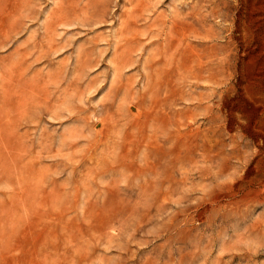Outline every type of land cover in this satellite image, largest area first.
Returning <instances> with one entry per match:
<instances>
[{
	"label": "rangeland",
	"instance_id": "rangeland-1",
	"mask_svg": "<svg viewBox=\"0 0 264 264\" xmlns=\"http://www.w3.org/2000/svg\"><path fill=\"white\" fill-rule=\"evenodd\" d=\"M251 4L0 0V264H264Z\"/></svg>",
	"mask_w": 264,
	"mask_h": 264
},
{
	"label": "bare ground",
	"instance_id": "bare-ground-1",
	"mask_svg": "<svg viewBox=\"0 0 264 264\" xmlns=\"http://www.w3.org/2000/svg\"><path fill=\"white\" fill-rule=\"evenodd\" d=\"M250 1L252 4V8L254 11H256L259 15V20L264 22V0H248ZM247 2V1H246ZM244 4V3H243ZM241 5V4H240ZM247 5V4H246ZM244 7V6H243ZM236 8V7H235ZM238 9V8H237ZM229 10V9H228ZM231 10V9H230ZM61 11V10H60ZM231 13V12H230ZM238 14V13H237ZM237 16V15H236ZM174 19V18H173ZM181 20V19H180ZM257 20V19H256ZM175 21V20H174ZM187 21V20H186ZM172 22V21H170ZM177 23V22H176ZM181 24V23H180ZM261 25V24H260ZM169 27V26H168ZM167 27V28H168ZM174 28V27H173ZM185 28V27H182ZM164 29V28H163ZM168 31V30H167ZM186 31V30H185ZM188 33V32H187ZM181 39V38H180ZM165 42V41H164ZM58 47V46H57ZM54 50V49H52ZM122 52V51H121Z\"/></svg>",
	"mask_w": 264,
	"mask_h": 264
}]
</instances>
